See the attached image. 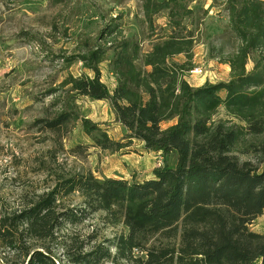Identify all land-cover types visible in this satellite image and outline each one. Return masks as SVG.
<instances>
[{"label": "trees", "instance_id": "obj_1", "mask_svg": "<svg viewBox=\"0 0 264 264\" xmlns=\"http://www.w3.org/2000/svg\"><path fill=\"white\" fill-rule=\"evenodd\" d=\"M139 1L149 51L116 21L105 25L82 53L58 56L65 69L81 61L86 72L68 73L50 91L53 112L36 124L60 146L80 121L93 146L119 152L138 141L164 164L143 179L55 173L20 210L0 215L1 264H264V234L248 228L264 212V0H224L238 42L224 59L229 79L194 87L184 76L194 68L196 40L184 22L194 0ZM162 13L169 31L159 35ZM180 54L186 59L177 63ZM105 60L112 89L102 81ZM78 96L109 103L127 131L122 141L81 116ZM220 107L230 119L214 117ZM73 195L77 206L67 200ZM95 214L122 229L96 241L71 228Z\"/></svg>", "mask_w": 264, "mask_h": 264}, {"label": "rangeland", "instance_id": "obj_2", "mask_svg": "<svg viewBox=\"0 0 264 264\" xmlns=\"http://www.w3.org/2000/svg\"><path fill=\"white\" fill-rule=\"evenodd\" d=\"M190 8L195 13L184 22L194 31L193 66L202 73L186 72L185 79L193 87L227 81L230 68L224 59L238 42L232 36L224 0H194ZM143 19L139 0H65L59 4L54 0H0V215L20 210L53 184L55 173L90 171L101 179H143L164 164L159 154L146 151L138 141L119 152L93 146L80 121L60 146L36 124L53 112L50 91L59 89L68 73L86 72L81 61L65 69L58 56L82 53L84 42H96L105 25L113 21L125 37L136 38L147 52L153 39ZM154 24L159 35L169 31L165 13L156 16ZM185 59L180 54L174 60ZM252 66L249 61L246 68ZM99 68L102 81L112 89L115 79L108 60ZM76 102L81 116L100 124L113 140L122 141L127 131L115 121L108 102L81 96ZM216 113V119H230L223 107ZM174 158L169 155L168 164L174 165ZM67 200L77 206L81 197L73 195ZM71 228L79 235L93 232L96 241L122 229L103 225L99 214ZM248 228L264 234V212ZM3 252L0 247V255Z\"/></svg>", "mask_w": 264, "mask_h": 264}, {"label": "built area", "instance_id": "obj_3", "mask_svg": "<svg viewBox=\"0 0 264 264\" xmlns=\"http://www.w3.org/2000/svg\"><path fill=\"white\" fill-rule=\"evenodd\" d=\"M189 73H202V70L200 68L194 67L192 71H190Z\"/></svg>", "mask_w": 264, "mask_h": 264}, {"label": "crops", "instance_id": "obj_4", "mask_svg": "<svg viewBox=\"0 0 264 264\" xmlns=\"http://www.w3.org/2000/svg\"><path fill=\"white\" fill-rule=\"evenodd\" d=\"M228 70H229V69H228ZM201 85H202V84H201ZM201 85H198V86H201ZM112 87H113V86H112ZM149 152H150V153H152L153 151H152V152H151V151H149Z\"/></svg>", "mask_w": 264, "mask_h": 264}]
</instances>
